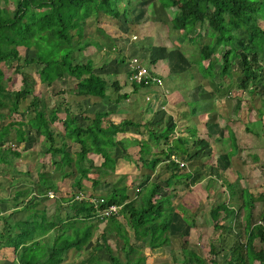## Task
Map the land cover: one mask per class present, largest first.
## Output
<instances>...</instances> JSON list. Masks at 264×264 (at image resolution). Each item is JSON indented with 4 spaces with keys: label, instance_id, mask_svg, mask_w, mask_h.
Returning a JSON list of instances; mask_svg holds the SVG:
<instances>
[{
    "label": "trees",
    "instance_id": "16d2710c",
    "mask_svg": "<svg viewBox=\"0 0 264 264\" xmlns=\"http://www.w3.org/2000/svg\"><path fill=\"white\" fill-rule=\"evenodd\" d=\"M142 1L0 0V120L10 119L0 125V174L5 180L0 181V251H11L12 260L8 264H67L72 250L77 255L89 250L87 256L72 264H144L147 256L143 247H169L175 231L189 243V233L184 228H174L179 205L175 199L183 189L191 191L202 181L199 180L201 173L182 172V169L191 151L199 153L209 147L210 135H200L195 121L179 129L171 114L156 117L155 106V110L149 109L152 116L144 123L127 116L115 121L111 118L114 110L102 109L91 115L84 108L77 112L66 94L103 99L108 98L111 85L119 92L117 100L138 99V92L143 88L165 83L179 90L186 87L185 77L198 78L206 92H197L198 98L188 97L185 102L189 104L191 118L209 115L204 125L213 126L224 117L222 113L215 115L214 98L226 96L227 104L231 105L230 100L236 97L230 95L234 69L240 70L234 82L236 87L249 95L255 94L259 83L264 81V0H158L164 8L173 11L170 20L158 21L170 31H178L181 41L195 45L192 61L196 67L178 72L181 74L176 76L163 75L155 68L160 60L155 58L154 66L143 63L156 79L144 76L138 80L134 75L139 69L129 62L128 79L133 88L121 93L119 80L110 83L96 72V67L103 63L83 57L81 52L94 46L109 59L116 44L112 35L99 25V16L105 14L120 21L123 17L127 23L132 22L136 7L132 5ZM182 47L178 43L172 51L184 62H190ZM116 60L120 65L127 63L123 55L118 54ZM217 76L222 78L217 85L223 92L218 96L210 93L214 89L209 87V80ZM65 77L73 78L74 83L58 90L64 98L53 102L50 91H42L41 87L49 88ZM227 79L229 82L225 84ZM150 95H146L148 100ZM236 95L237 99H242ZM28 100L23 112L30 115L27 120L17 119L15 114L21 113L22 104ZM257 115L263 121L264 98ZM129 127H136L142 135L131 141L139 147L138 155L128 150V138L118 137ZM226 128L231 140L227 158L231 159L239 153L240 145L235 130L228 124ZM12 135L16 142L25 144L39 135L44 143L42 152L50 154V162H37L35 170L20 169L17 157L21 156V151L11 143ZM72 144L79 148L72 150ZM92 155H97L100 162L95 163ZM121 158L125 159L123 162H133L138 170L151 167L157 171L159 163H165L169 174L158 180L153 178L152 172H143L139 174V182L129 185L124 175L113 176ZM241 177L238 173L236 180H222L230 189L229 198L241 195L239 209L229 204V198L217 200L210 216L215 229L234 228L233 224L229 226L221 220L233 222L242 208L245 213L240 235L244 240L230 249L224 262L213 257L212 264H264V210L257 222L252 216L256 201L264 199V190L255 196L250 187L240 186ZM66 179H72V191L64 195L60 182ZM97 190L102 192L97 193ZM161 190L167 193L162 194ZM78 195L83 197L77 198ZM92 198L98 202L91 201ZM101 198L104 201H100ZM52 200L55 211L49 214L46 204ZM8 204L13 205L9 213L5 209ZM111 204L120 206V211L104 221L114 228H104L96 235L98 226L92 220ZM18 211L25 213L24 219L15 218ZM195 224L193 217L190 228ZM115 234L123 240L120 248L125 258L109 243V238ZM101 251L108 252L110 258H102ZM171 252L180 264H205V259L189 247L172 248ZM212 252L219 255L221 249L214 245Z\"/></svg>",
    "mask_w": 264,
    "mask_h": 264
},
{
    "label": "rangeland",
    "instance_id": "374dc122",
    "mask_svg": "<svg viewBox=\"0 0 264 264\" xmlns=\"http://www.w3.org/2000/svg\"><path fill=\"white\" fill-rule=\"evenodd\" d=\"M10 4L13 5L12 2ZM132 7H135L133 9L134 19L132 18L133 21L129 23H127L123 17L120 21L105 14L99 16V25L103 26L107 32L112 35L116 44V49H113V54L110 55L109 59L104 57L103 51H99L94 46H89L81 52V56L92 57L96 62L100 64L103 63V65H98L96 67L97 73L103 75L110 83L114 79L119 80L122 84L121 93H123L131 91L133 88L128 79L127 68L130 67L129 62L131 63L136 57L150 66H154L152 61L155 58L160 59L156 63L155 68L163 75L172 73L173 76H176L181 74L178 72H182L186 69H194L196 67L195 61H192V51L195 50V45L187 40L181 41V35L178 31H170L164 23L158 21L170 20L173 16V11L164 8L158 0H143L141 3L137 4L134 2ZM178 43L182 44V48L185 49L186 57L190 62H184L179 57L178 53L172 51ZM118 54L125 56L127 58V63L120 65L116 60ZM216 56H220V54H216ZM2 66L5 67L4 64ZM238 70L239 68L234 69V82H236V76L239 75L240 70ZM221 79L220 76H217L215 79L209 80L210 89H214V91L210 93L215 92L216 96L223 94L222 91L220 92L221 88L217 85ZM16 80L18 87L21 86L18 77ZM184 81L186 87L179 89L180 91L173 90V88L169 87V84L164 83L163 86L159 85L158 87H152L150 89H141L140 93L138 92V96L140 97H137L138 99H119L120 101L117 100L119 92L111 85H109L108 88V98H88L72 93L66 94V98H69L71 106L77 112L84 108L87 114L91 115L102 109H107L109 111L114 110L115 112L111 115V118L115 121L127 116L135 121L144 123L152 116L149 109L155 110V108H157L156 117L165 118L167 113L171 114L173 119L178 123L177 128L186 127L191 121H195L200 135H210L211 144L209 147L199 150V153H196L195 150L191 151L192 155L184 160L185 167L182 169V172L194 171L196 173H201L202 176L199 180L202 181L195 184L191 191L183 189L178 199H175L179 205L176 212L178 217H176L177 220H175L174 228H184V231L189 233V243L184 242V239L176 235L175 231V233H172L173 240L169 247L158 249L143 247V253L147 256V261L144 264H180L174 259V256H172L171 249L174 248L178 250L182 247H189L197 252L205 259V264H212L211 258L213 257H216L220 262H224L230 254V249L235 246L238 241L244 240L243 235L241 236L240 233L243 230L242 221L245 211L241 208L233 222L224 219V213H222L223 217L221 218L224 220H221V222H224V224L229 223V226L233 224L234 228H214L213 220L210 216L211 207L217 200L229 198L230 189H228L226 184L223 185L222 180H236L238 178V173H241L242 177L239 181L241 187H250V190L255 196H259L260 192L264 190V119L260 121L257 115L258 108L261 106L262 99L264 98V87L261 86V84L264 86V81L259 83V88L253 95H249L245 90H240V88L236 87V84L232 82L230 84V95L232 96L235 94L234 96L236 97L230 100L232 103L231 105L227 104L228 97L226 96L224 98H214V104L217 109L215 115L222 113L224 117L219 118L218 121L216 120L218 123L208 128L204 125V122L208 119L209 115H194V117L191 118L189 104L185 102L188 97L190 99L194 97L198 98L199 94L197 92H206L205 87L199 84L198 78L190 79L187 76ZM228 82L229 80L227 79L225 84ZM73 83V78L65 77L61 81L55 82L49 88L46 85H43L41 88L42 91L46 89L50 91L51 98L54 102L55 100H62L64 98V95H59L58 90L66 89ZM171 83L174 84L172 81ZM148 94H151L150 100L146 98ZM236 94H239L242 99H237L238 95ZM208 95L210 96L209 93L207 96ZM148 101L153 102L150 103ZM28 102L29 100L22 104V111L20 114H15L17 119L21 118L27 120L30 114L24 113L23 109ZM9 120L8 118L0 120V125L7 124ZM227 124L235 130L240 145L239 153L234 155L231 159L227 158V153L231 149L229 130L226 128ZM247 126H249V129H247ZM118 137L128 138V150L138 155L139 147L131 142L134 139L142 137L140 131L136 127H129L126 132L119 134ZM11 143L17 146L21 151V156L17 157V166L20 169L35 170L36 165H38L37 162H40V164L50 162V154L42 152V145H44V143L39 135H35L33 142L26 144L16 142L14 140V135H12ZM70 148L76 150L79 146L72 144ZM119 149L121 148L117 150ZM92 158L95 163L100 162V159L97 160V155H92ZM123 160L125 159L121 158V160H119L120 163L118 162L113 176L118 178L124 175L129 185L133 182H139L141 179L139 174L143 172H152L153 178H157L158 180H162L169 174L168 170H166L165 163H159L156 167L157 171L152 170L153 168L151 167H144L138 170L133 162H128L127 160L123 162ZM156 174L161 176H157ZM219 176L223 179L221 180ZM0 181H5H3V176L1 174ZM71 184L72 179H66L60 182L61 194L65 195L71 193ZM101 192L102 191L97 190V193ZM130 192L132 196H134V190L131 186ZM3 193L6 195L8 194L6 190H4ZM161 193L164 194L167 192L161 190ZM228 200L229 204L234 206L235 209H239L238 207L242 203L241 195L229 198ZM46 206L49 214L55 211L56 205L54 200L48 201ZM7 207L8 208L5 209L7 211L9 210L7 212L9 213L13 206L8 204ZM263 210L264 199H258L252 213L254 222L261 219L260 216ZM24 217V212L18 211L15 215L17 219ZM193 217L196 220V224L190 228L189 222ZM104 220L105 218L101 217L92 220L93 223L98 226L96 235H98L101 230H104V228H114L112 224L106 223ZM1 227L0 222V228ZM132 241L136 242L134 239ZM109 243L116 252H119V254L125 258V254L120 248V246L123 245V240L120 239L119 236H116V234L115 237L111 236L109 238ZM214 245L221 249L219 255L212 252V247ZM88 252L89 250L83 252L82 255H77L74 250H72L66 259V263L72 264L73 262H77L82 257L87 256ZM11 255V251H0V264H8V262L12 260ZM99 255L104 259L110 258L106 251H101ZM180 257L182 258V256ZM187 264L195 263L188 262Z\"/></svg>",
    "mask_w": 264,
    "mask_h": 264
},
{
    "label": "built area",
    "instance_id": "2783aa9c",
    "mask_svg": "<svg viewBox=\"0 0 264 264\" xmlns=\"http://www.w3.org/2000/svg\"><path fill=\"white\" fill-rule=\"evenodd\" d=\"M131 63L135 64V66L139 69L138 73H136L134 75V77H136L138 80H141L144 76H151L152 80L156 79V77H154L152 74L149 73L148 71V66H146V64L143 63V61L141 59H139L138 57L134 58ZM50 196H54V193L52 191H50ZM82 195H78L77 198H82ZM93 202H98V200L92 198ZM100 201H104V198H101ZM120 211V206L116 205V204H111L109 207L102 209L99 213H98V217L101 218H107V216H110L111 214L114 213H118Z\"/></svg>",
    "mask_w": 264,
    "mask_h": 264
},
{
    "label": "crops",
    "instance_id": "0c3cea01",
    "mask_svg": "<svg viewBox=\"0 0 264 264\" xmlns=\"http://www.w3.org/2000/svg\"><path fill=\"white\" fill-rule=\"evenodd\" d=\"M10 206H13V205L10 204ZM24 215H25V213H24ZM24 218H25V217H24ZM24 218H20V219H24Z\"/></svg>",
    "mask_w": 264,
    "mask_h": 264
}]
</instances>
